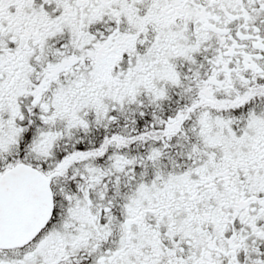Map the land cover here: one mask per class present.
I'll return each instance as SVG.
<instances>
[{"label":"snow or ice","instance_id":"1","mask_svg":"<svg viewBox=\"0 0 264 264\" xmlns=\"http://www.w3.org/2000/svg\"><path fill=\"white\" fill-rule=\"evenodd\" d=\"M0 264H264V0H0Z\"/></svg>","mask_w":264,"mask_h":264}]
</instances>
